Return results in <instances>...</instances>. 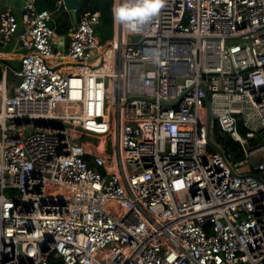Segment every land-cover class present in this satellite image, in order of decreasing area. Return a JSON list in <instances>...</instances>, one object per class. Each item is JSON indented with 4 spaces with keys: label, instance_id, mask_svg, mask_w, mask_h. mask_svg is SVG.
Segmentation results:
<instances>
[{
    "label": "built area",
    "instance_id": "2783aa9c",
    "mask_svg": "<svg viewBox=\"0 0 264 264\" xmlns=\"http://www.w3.org/2000/svg\"><path fill=\"white\" fill-rule=\"evenodd\" d=\"M36 2L0 8V264H264V0H167L140 34L112 0L103 45L99 11L61 34Z\"/></svg>",
    "mask_w": 264,
    "mask_h": 264
},
{
    "label": "clouds",
    "instance_id": "9594fccd",
    "mask_svg": "<svg viewBox=\"0 0 264 264\" xmlns=\"http://www.w3.org/2000/svg\"><path fill=\"white\" fill-rule=\"evenodd\" d=\"M166 4L167 0H130L122 6H115L113 15L117 21L123 23L125 30L130 34H140L144 27L160 14ZM154 62H160L158 51L154 55Z\"/></svg>",
    "mask_w": 264,
    "mask_h": 264
},
{
    "label": "trees",
    "instance_id": "16d2710c",
    "mask_svg": "<svg viewBox=\"0 0 264 264\" xmlns=\"http://www.w3.org/2000/svg\"><path fill=\"white\" fill-rule=\"evenodd\" d=\"M56 0H37L36 9H50L54 8ZM81 11H99L100 19L96 27V34L100 38V44H106L112 37L113 19H112V0H84L80 5ZM56 17L57 32L61 34L68 33L72 26L71 20L65 14H58ZM227 148H233L234 142L228 138L226 141Z\"/></svg>",
    "mask_w": 264,
    "mask_h": 264
},
{
    "label": "crops",
    "instance_id": "0c3cea01",
    "mask_svg": "<svg viewBox=\"0 0 264 264\" xmlns=\"http://www.w3.org/2000/svg\"><path fill=\"white\" fill-rule=\"evenodd\" d=\"M24 0H0V8L9 5L13 8L17 17L21 15V6ZM37 8V7H36ZM68 16V15H67ZM15 39L0 48V73L2 67L7 64L9 66L8 81L15 80L12 70L19 65L20 48L15 44Z\"/></svg>",
    "mask_w": 264,
    "mask_h": 264
},
{
    "label": "water",
    "instance_id": "95a60500",
    "mask_svg": "<svg viewBox=\"0 0 264 264\" xmlns=\"http://www.w3.org/2000/svg\"><path fill=\"white\" fill-rule=\"evenodd\" d=\"M63 2H64V6L66 7V9L69 11L72 23H75L77 20L76 9L79 7L80 4H82L84 2V0L83 1L63 0ZM60 262L61 261L59 260L56 262V264H60Z\"/></svg>",
    "mask_w": 264,
    "mask_h": 264
},
{
    "label": "rangeland",
    "instance_id": "374dc122",
    "mask_svg": "<svg viewBox=\"0 0 264 264\" xmlns=\"http://www.w3.org/2000/svg\"><path fill=\"white\" fill-rule=\"evenodd\" d=\"M67 16V15H66ZM67 34V33H66ZM11 82L10 83H13L14 82V80H10ZM205 115H206V109L204 110V112H203V115H202V117L205 119ZM95 142H97L98 144H100V145H105V142L104 141H100V140H98V139H95Z\"/></svg>",
    "mask_w": 264,
    "mask_h": 264
},
{
    "label": "bare ground",
    "instance_id": "6f19581e",
    "mask_svg": "<svg viewBox=\"0 0 264 264\" xmlns=\"http://www.w3.org/2000/svg\"><path fill=\"white\" fill-rule=\"evenodd\" d=\"M93 130V134H98V132H96L95 130H94V128H92ZM99 131V130H98Z\"/></svg>",
    "mask_w": 264,
    "mask_h": 264
}]
</instances>
